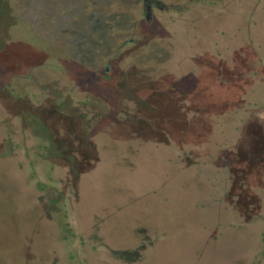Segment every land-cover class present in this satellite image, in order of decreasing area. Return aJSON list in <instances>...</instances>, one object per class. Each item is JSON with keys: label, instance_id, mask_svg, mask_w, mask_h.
Listing matches in <instances>:
<instances>
[{"label": "rangeland", "instance_id": "rangeland-1", "mask_svg": "<svg viewBox=\"0 0 264 264\" xmlns=\"http://www.w3.org/2000/svg\"><path fill=\"white\" fill-rule=\"evenodd\" d=\"M146 4L0 0V264H264V0Z\"/></svg>", "mask_w": 264, "mask_h": 264}, {"label": "flooded vegetation", "instance_id": "flooded-vegetation-1", "mask_svg": "<svg viewBox=\"0 0 264 264\" xmlns=\"http://www.w3.org/2000/svg\"><path fill=\"white\" fill-rule=\"evenodd\" d=\"M146 1H147L146 9H147V10H150V8L152 7V6H151V3H152L153 0H146ZM155 2L157 3V1H155ZM148 14H149V13H148Z\"/></svg>", "mask_w": 264, "mask_h": 264}]
</instances>
